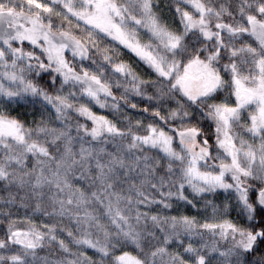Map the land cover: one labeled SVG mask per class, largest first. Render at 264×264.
I'll return each instance as SVG.
<instances>
[{
	"label": "snow or ice",
	"instance_id": "1",
	"mask_svg": "<svg viewBox=\"0 0 264 264\" xmlns=\"http://www.w3.org/2000/svg\"><path fill=\"white\" fill-rule=\"evenodd\" d=\"M0 264H264V0H0Z\"/></svg>",
	"mask_w": 264,
	"mask_h": 264
}]
</instances>
